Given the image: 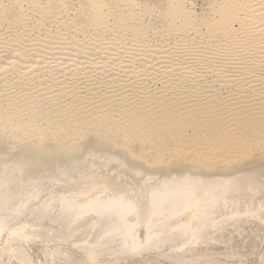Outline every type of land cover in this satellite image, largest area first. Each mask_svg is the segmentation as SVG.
<instances>
[{
	"label": "rangeland",
	"instance_id": "1",
	"mask_svg": "<svg viewBox=\"0 0 264 264\" xmlns=\"http://www.w3.org/2000/svg\"><path fill=\"white\" fill-rule=\"evenodd\" d=\"M261 104L264 0H0V140L9 147L35 144L43 129L48 134L41 144L68 147L83 140L79 134L87 133L84 123L92 120L87 136L134 148L149 159L185 150V156L229 165L218 161L228 153V139L247 140L232 164L264 150L254 138L259 119L232 129L237 115L260 116ZM107 108L106 119H98ZM148 122L155 127L149 129ZM56 128L63 134L52 137ZM177 132L186 143L199 139L213 147L190 144L194 152L182 147L183 140L176 141L178 147L172 140ZM222 133L231 139L214 144Z\"/></svg>",
	"mask_w": 264,
	"mask_h": 264
},
{
	"label": "bare ground",
	"instance_id": "2",
	"mask_svg": "<svg viewBox=\"0 0 264 264\" xmlns=\"http://www.w3.org/2000/svg\"><path fill=\"white\" fill-rule=\"evenodd\" d=\"M261 107L258 117L238 112L241 116L237 115L232 129L240 123L249 128L259 119L251 137L264 143L263 135L262 140L258 136L264 131V104ZM109 112V108L101 110L97 118L106 119ZM91 122L82 126L86 134ZM27 127L33 125L29 122ZM46 130L35 144L15 142V147H9L0 137V264H264V150L232 164L242 157L247 140L228 139L223 152L232 155L223 153L218 161L229 165L217 166L210 156L189 157L182 154L185 150L149 159L134 148L95 135L79 134L83 140L68 147L41 144ZM206 130L209 133L210 127ZM59 132L53 129L51 136ZM229 135L221 139L216 134L221 141L216 138L213 143ZM172 138L175 144L184 141L182 135ZM185 141L182 147H213L199 139L194 144ZM194 146L188 148L195 152Z\"/></svg>",
	"mask_w": 264,
	"mask_h": 264
}]
</instances>
